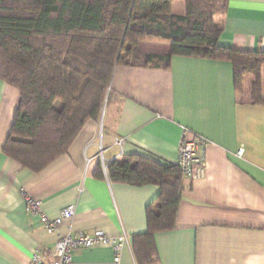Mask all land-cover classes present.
I'll return each mask as SVG.
<instances>
[{
	"label": "crops",
	"instance_id": "crops-1",
	"mask_svg": "<svg viewBox=\"0 0 264 264\" xmlns=\"http://www.w3.org/2000/svg\"><path fill=\"white\" fill-rule=\"evenodd\" d=\"M174 9L184 14V0H171ZM220 22L221 47L264 51V0H227ZM19 100L0 81V264H33L34 253L50 263L59 236L95 231L124 233L119 264H137L133 237L146 232L159 188L112 183L96 165L129 155L176 165L183 128L205 141L204 175L184 178L173 229L154 235L159 264H264V105L235 91L231 63L174 56L168 69L117 66L99 120L39 172L2 152ZM27 197L50 219L71 206L74 214L49 232ZM71 264L115 263L110 245H97L73 249Z\"/></svg>",
	"mask_w": 264,
	"mask_h": 264
},
{
	"label": "trees",
	"instance_id": "trees-1",
	"mask_svg": "<svg viewBox=\"0 0 264 264\" xmlns=\"http://www.w3.org/2000/svg\"><path fill=\"white\" fill-rule=\"evenodd\" d=\"M226 4L184 0V14L175 15L171 0H0V81L20 94L2 152L32 172L64 155L83 125L99 120L117 66L168 69L174 56L227 61L235 91L251 77L250 102L264 105V51L218 43ZM141 43L165 44L168 52L145 53ZM102 170L98 163L95 174ZM105 174L112 183L159 188L147 230L132 246L137 264H159L154 235L174 227L180 169L129 155Z\"/></svg>",
	"mask_w": 264,
	"mask_h": 264
},
{
	"label": "built area",
	"instance_id": "built-area-1",
	"mask_svg": "<svg viewBox=\"0 0 264 264\" xmlns=\"http://www.w3.org/2000/svg\"><path fill=\"white\" fill-rule=\"evenodd\" d=\"M188 132L189 131L185 128L181 131L176 165L186 180L194 181L202 178L204 175V159L198 154V149L205 144V141L197 135L188 138ZM116 144L121 145L122 139H117ZM102 167L105 171L106 166L103 163ZM26 202L28 212L32 215H38L41 223L49 232L56 230L57 226L64 220L71 219L74 214V207L71 206L63 209L59 217L50 219L42 213L39 201L27 197ZM125 242L126 235L124 233L114 238L105 235L101 231H95L92 234L80 232L73 237L68 234L61 235L57 239L52 251V256L55 259L54 261L45 263L40 260L37 253H34L31 262L33 264H71L72 251L75 248H91L97 245H110L113 252V262L119 264L120 255Z\"/></svg>",
	"mask_w": 264,
	"mask_h": 264
},
{
	"label": "rangeland",
	"instance_id": "rangeland-1",
	"mask_svg": "<svg viewBox=\"0 0 264 264\" xmlns=\"http://www.w3.org/2000/svg\"><path fill=\"white\" fill-rule=\"evenodd\" d=\"M175 10L176 9H174L172 12H176ZM157 47H159V49L167 50V45H165V44H159V43H141L140 44V49L142 51H144L145 53H153L154 51H157ZM261 73H262V80L264 81V66L262 67ZM251 80H252L251 77H247V78L244 79L243 86H242V91L239 93L240 97L242 96V98H244V99H249L248 93H249L250 81ZM103 109H104V107H103ZM101 115H102V112H101L100 116Z\"/></svg>",
	"mask_w": 264,
	"mask_h": 264
}]
</instances>
